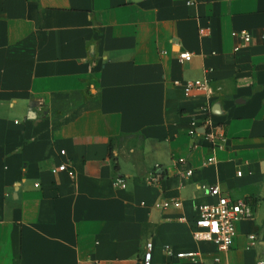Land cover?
<instances>
[{"label": "crops", "instance_id": "crops-1", "mask_svg": "<svg viewBox=\"0 0 264 264\" xmlns=\"http://www.w3.org/2000/svg\"><path fill=\"white\" fill-rule=\"evenodd\" d=\"M196 80L211 94L173 85ZM208 117L216 152L189 135ZM213 185L253 210L226 252L191 235ZM148 243L152 264L264 261V0H0V264H143Z\"/></svg>", "mask_w": 264, "mask_h": 264}, {"label": "built area", "instance_id": "built-area-1", "mask_svg": "<svg viewBox=\"0 0 264 264\" xmlns=\"http://www.w3.org/2000/svg\"><path fill=\"white\" fill-rule=\"evenodd\" d=\"M232 37L239 36L245 45L251 42V35L246 31H241L239 33L233 32ZM238 49H236L237 51ZM192 56L189 53H180L179 61L190 62ZM173 85L175 87H181L186 96H191L192 94H211V87L206 80H196V81H174ZM198 129L203 130V136L210 141L211 150L216 152L223 149L226 144V136L224 130L221 127H215L212 120L208 117L204 119L200 124L192 123V128L189 130L190 136L197 135ZM60 156L64 157L66 155L65 151H60ZM216 162L214 156L206 160V164H213ZM181 164H185V161H181ZM71 169V163H61L60 165L53 167L51 173L56 175L62 172H68ZM150 179V183H156L157 179L153 175ZM193 174V169H188L183 172L185 177H190ZM114 186L119 189H125L126 184L124 179L117 178L114 181ZM35 188H39L36 184ZM207 193L211 197L216 199L214 204H201L196 207L197 218L193 224L191 235L196 242H208L216 246L219 252L228 251L236 237V225L244 220H248L253 215L252 207L249 201L245 200H232L228 196L224 195L218 185L209 186L207 188ZM163 208L169 206V203H164L161 205ZM250 241L254 242L256 237L254 235L249 236ZM152 250L153 245L148 243L145 248V252L142 257L143 264H152ZM164 253L168 257H173L179 260H189L190 262H197L199 260V255L197 253H174L170 247L164 248ZM217 261V260H216ZM255 264H264V261H258Z\"/></svg>", "mask_w": 264, "mask_h": 264}]
</instances>
